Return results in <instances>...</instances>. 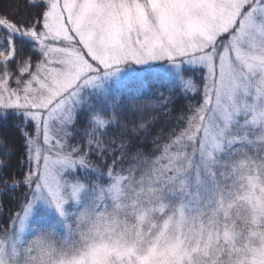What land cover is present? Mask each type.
I'll list each match as a JSON object with an SVG mask.
<instances>
[{
  "label": "snow or ice",
  "instance_id": "1",
  "mask_svg": "<svg viewBox=\"0 0 264 264\" xmlns=\"http://www.w3.org/2000/svg\"><path fill=\"white\" fill-rule=\"evenodd\" d=\"M21 189L0 264H264V0H0Z\"/></svg>",
  "mask_w": 264,
  "mask_h": 264
},
{
  "label": "trees",
  "instance_id": "2",
  "mask_svg": "<svg viewBox=\"0 0 264 264\" xmlns=\"http://www.w3.org/2000/svg\"><path fill=\"white\" fill-rule=\"evenodd\" d=\"M188 103L187 100L179 99L177 104L174 107H181L184 104ZM174 115H178V113L174 112ZM18 159V158H17ZM17 160H13V165L15 170ZM23 189L15 192V193H7L4 195H0V224L5 223L8 219L10 213L15 212L19 209L20 203L22 202Z\"/></svg>",
  "mask_w": 264,
  "mask_h": 264
}]
</instances>
